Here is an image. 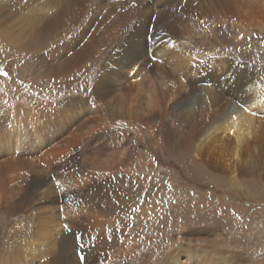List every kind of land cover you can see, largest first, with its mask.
Segmentation results:
<instances>
[{"label":"rangeland","instance_id":"obj_1","mask_svg":"<svg viewBox=\"0 0 264 264\" xmlns=\"http://www.w3.org/2000/svg\"><path fill=\"white\" fill-rule=\"evenodd\" d=\"M146 1L154 7L160 0ZM186 1H169L160 22L150 26H141L134 5L135 24L126 29L127 0H0V264H8V256L18 258L10 264H58L60 256L66 264L72 241L78 264H264V96L263 107L250 110L260 123L249 130L256 137L246 139L239 161L228 160L230 136H221L216 152L200 158L178 141L191 127L213 120L212 88L219 94L241 90L234 94L237 111L247 110L244 105L257 96L252 80L264 69V0H227L252 7L249 22L235 10L220 9V0H198L206 21L215 22L180 24L171 41L163 37L151 46L152 38L147 40L157 53L147 64L130 67L116 82L123 87H113L102 102H92L94 81L88 83V71L73 63L94 33L157 38L166 25L162 19ZM67 4L73 14L55 19ZM79 32L87 35L72 48ZM137 39L131 45L140 49ZM63 42L70 47L64 53ZM251 155L255 160L246 165ZM39 179H48L57 193L37 190L34 203L66 196L69 189L88 202L113 188L120 209L104 216L110 225L95 230L72 222L92 216L91 206L78 214L76 205L59 202L39 219L30 212L8 214L14 206L28 210L25 201ZM50 215L61 217L63 232L31 241L44 233L42 224L51 225L45 219ZM90 231L94 239H76ZM100 234L105 240L99 241ZM42 244L49 251L42 253Z\"/></svg>","mask_w":264,"mask_h":264},{"label":"bare ground","instance_id":"obj_2","mask_svg":"<svg viewBox=\"0 0 264 264\" xmlns=\"http://www.w3.org/2000/svg\"><path fill=\"white\" fill-rule=\"evenodd\" d=\"M61 1V0H60ZM145 1V2H144ZM169 1L171 0H160L158 2L155 1V6L151 7L149 3H147L146 0H127V3L124 5V10L127 12V19L125 23L126 29H131V27L135 24V11H134V5H136L139 9L138 18L141 22V26H150V24H156L158 21L160 22L159 18L161 17V14L167 9L169 6ZM186 1V0H185ZM173 2V1H172ZM198 2V0H187L186 3L181 2L182 5L180 7L171 10V12L166 15L165 21L162 19V23L166 24L164 27V30L162 33L159 34V36L156 38L153 34L154 33H94L92 36V39L88 41V44L85 43L86 47L79 49V51L76 50L74 60V66L79 65V68L86 69L88 71L87 76H85V79L88 83L90 81H94L93 85V93L92 95L95 96L94 99H92V102H102L105 101L108 97L109 92H112L113 87L117 89V87L121 86V83H116L119 80H121L124 77V73L126 71L130 70V67H135L134 65H145L148 63L151 54L157 53V50L155 49H148L147 40L149 41L151 38V46L157 42H160V40L163 37H167L171 41V39H175L177 35L179 34L177 31L178 25L183 24H190V23H202L204 22V26L206 21L209 18L203 13L200 12L195 4ZM99 3V2H98ZM101 3V2H100ZM99 3V4H100ZM103 3V2H102ZM150 3H153L150 2ZM179 4V3H178ZM102 5V4H101ZM172 5V4H171ZM198 5V4H197ZM231 5V6H230ZM104 4L101 6L103 7ZM173 6V5H172ZM98 7V6H97ZM141 7V8H140ZM170 7V6H169ZM218 7L224 11L232 12V10L237 11L238 15L241 19H243L245 22H249V17L252 12V7L246 5V6H239L238 2H232L229 3L227 0H220L218 3ZM217 7H215L216 9ZM261 8L258 7V10ZM123 10V9H122ZM170 11V10H169ZM121 13V12H120ZM123 13V12H122ZM73 14V9L71 4H67L58 14L54 15V18L57 19H63L68 18L70 15ZM123 16V15H122ZM159 16V17H158ZM210 17V16H209ZM71 18V17H70ZM164 18V16H163ZM252 18V17H251ZM45 19V18H44ZM74 18H71V20ZM124 19V18H123ZM161 19V18H160ZM218 19V17H217ZM70 20V19H69ZM70 20V21H71ZM93 20V19H91ZM118 20V18H117ZM212 20V19H211ZM224 20V19H223ZM222 20V23L224 22ZM240 20V19H239ZM83 21V18H82ZM120 21V20H119ZM214 21V20H213ZM213 21L211 23H213ZM219 21V20H218ZM217 21V23H218ZM231 21V20H230ZM251 21V20H250ZM55 22V21H54ZM81 22V21H80ZM87 22V21H86ZM118 22V21H117ZM215 22V21H214ZM58 23V22H57ZM90 23V21H89ZM221 23V24H222ZM229 23V21H227ZM231 23V22H230ZM233 23V22H232ZM62 24V23H61ZM83 24V22H82ZM215 24V23H214ZM220 24V25H221ZM224 24V23H223ZM226 24V23H225ZM87 25V24H86ZM89 25V24H88ZM87 25V26H88ZM91 25V24H90ZM194 25V24H193ZM192 25V26H193ZM196 25V24H195ZM216 25V24H215ZM219 25V24H218ZM85 26V25H84ZM111 26V24H110ZM185 26V25H184ZM190 26V25H189ZM203 26V25H202ZM226 26V25H225ZM232 26V25H229ZM82 27V26H81ZM80 27V28H81ZM158 27V26H157ZM188 27V26H187ZM195 27V26H194ZM193 27V28H194ZM201 27V26H200ZM207 27V26H206ZM191 29V27H189ZM196 28V27H195ZM199 28V27H198ZM203 28V27H202ZM209 28V27H207ZM55 29V28H54ZM65 29V28H64ZM84 29V28H83ZM89 29V28H88ZM153 29V28H152ZM185 29V28H184ZM80 30V29H79ZM207 31H210L209 29H206ZM82 31V30H81ZM84 31V30H83ZM104 31V30H103ZM117 31V30H116ZM181 31V30H180ZM179 31V32H180ZM186 31V30H185ZM213 31V30H212ZM85 32V31H84ZM75 33V31L73 32ZM60 34V33H59ZM78 39L71 44V47H77V45L83 40V34L86 33H78ZM208 34V33H207ZM63 35V34H61ZM65 35V34H64ZM69 35V34H68ZM87 35V34H86ZM69 37V36H68ZM133 37H137L138 42L136 45H141L140 49L137 47L136 49L131 45L134 40ZM63 37L61 36V39ZM74 39V38H73ZM157 39V40H156ZM68 40V38H67ZM165 40V39H164ZM84 41V40H83ZM169 41V42H170ZM185 41V40H184ZM163 42V41H162ZM161 42V43H162ZM165 42V41H164ZM187 42V41H186ZM191 42V41H189ZM64 43V44H63ZM64 45L60 50L62 53L63 51L68 50L70 47L68 46L67 42H63ZM135 44V43H134ZM156 44V45H157ZM164 44V43H162ZM161 44V45H162ZM172 44V43H171ZM84 45V46H85ZM165 46V45H164ZM163 46V47H164ZM182 46V45H180ZM155 47V46H154ZM161 47V46H159ZM170 47V46H169ZM174 47V46H173ZM172 48V47H171ZM176 48V47H175ZM191 48V47H190ZM167 49V48H166ZM185 49V48H184ZM189 49V48H188ZM70 51V50H69ZM177 51V50H176ZM180 51V50H179ZM212 52V51H211ZM161 53V52H160ZM214 56V55H213ZM158 57V56H157ZM45 58V57H44ZM187 58V57H186ZM213 59V58H212ZM234 59V58H233ZM239 59V58H237ZM214 61V60H213ZM217 61V60H216ZM224 61V60H223ZM222 61V62H223ZM230 61V60H229ZM195 62V61H194ZM234 62V61H233ZM183 63V62H181ZM229 63V62H227ZM208 64V63H207ZM210 64V62H209ZM205 65V64H204ZM236 65V64H235ZM213 67V66H212ZM237 67V66H236ZM248 67V66H247ZM263 67V66H262ZM67 68V67H66ZM201 68V67H200ZM134 69V68H133ZM196 69V68H195ZM210 69V68H209ZM254 69V68H253ZM145 70V69H144ZM208 70V69H207ZM206 70V71H207ZM242 70V69H241ZM257 76L252 80L253 82V90H255L257 96H253V98L245 104V107H248L245 111H237L233 110L235 107V98H238L234 94L238 95L237 92H242L241 90H236L235 92L230 91L231 89H226L227 93L219 94L217 91V88H212L211 90L216 92L217 95L216 100H214V103H212L210 109L214 113V118L210 122H205L203 124L193 126L191 127L190 131L188 132L183 138L179 137L178 141H180V146L183 147L184 144H187L188 147L193 151L194 154H196L197 157H202L205 154L212 155L216 152V149L219 147V142L221 140V136H230L234 140V146L231 149V152L229 153L228 160L229 161H239L240 160V151L242 149V146L246 139L250 138L251 136L255 135V133H250V129H253L256 124L259 125L260 121L258 119L255 120V115H250L251 111L253 109H257L258 107L262 106L261 98L264 96V69H257ZM81 71V70H80ZM98 71L99 77H96L94 74ZM211 71V70H210ZM227 71V70H226ZM201 72V71H200ZM235 72V71H233ZM79 73V72H77ZM83 73V72H82ZM81 73V75H82ZM150 73V72H149ZM148 73V74H149ZM144 74V73H143ZM200 74V73H199ZM198 74V75H199ZM137 75V74H136ZM197 75V76H198ZM215 75V74H214ZM201 76V75H200ZM161 77V76H160ZM240 77V76H239ZM79 78V77H78ZM106 78V82H101L102 79ZM211 78V77H210ZM213 78V77H212ZM215 78V77H214ZM80 79V78H79ZM159 79V78H158ZM195 79V78H194ZM200 81V80H199ZM198 81V83H199ZM225 80L221 81L223 83ZM229 81V79H228ZM105 82V83H104ZM204 82V81H203ZM240 82V81H239ZM116 83V84H115ZM93 84V82H92ZM109 89V91L106 89V85ZM124 84V83H123ZM122 84V85H123ZM145 84V82H144ZM221 84V83H220ZM195 85V84H194ZM228 85V84H227ZM90 86V85H88ZM244 86V85H243ZM249 86V85H248ZM123 86H121L122 88ZM91 88V87H90ZM207 88V87H206ZM118 90V89H117ZM210 90V91H211ZM252 90V89H251ZM91 91V90H90ZM244 92V91H243ZM209 93V92H208ZM84 95V94H83ZM86 95V94H85ZM91 95V96H92ZM243 95V94H242ZM247 95V94H246ZM253 95V94H252ZM92 96V97H93ZM244 96V95H243ZM213 97V96H212ZM242 98V97H241ZM263 99V98H262ZM87 101V100H86ZM185 103V102H184ZM183 103V104H184ZM102 104V103H101ZM182 104V105H183ZM262 104V105H261ZM100 105V104H99ZM209 106V105H208ZM242 106V107H244ZM263 107V106H262ZM157 108V107H156ZM241 108V107H240ZM181 109V108H180ZM207 110V109H206ZM251 110V111H250ZM259 110H262V108ZM177 111V110H176ZM205 111V110H204ZM264 111V110H263ZM206 112V111H205ZM208 112V111H207ZM176 114V113H175ZM178 114V113H177ZM211 114V113H210ZM254 114V113H253ZM256 114V113H255ZM116 117V116H114ZM198 117V116H197ZM191 118V117H190ZM177 121V119H176ZM124 124V123H123ZM126 124V123H125ZM244 127H247L244 129ZM108 130V129H107ZM98 133V132H97ZM113 133V132H112ZM233 134L231 137V135ZM104 136V134H102ZM256 137V135H255ZM175 141V140H174ZM176 143V142H175ZM192 153V152H191ZM264 153L262 154L263 157ZM208 156H206L207 158ZM261 157V158H262ZM205 159V158H204ZM254 155H251V158L249 162L246 163L248 165L250 162L254 161ZM3 161V160H2ZM241 163V162H240ZM239 163V164H240ZM76 164V163H75ZM238 164V165H239ZM233 173L234 176H236L237 168H235V163H233ZM20 172V171H17ZM93 173V172H92ZM19 174V173H18ZM96 175V174H95ZM18 176V175H17ZM109 177V176H108ZM116 177L111 178V182L116 181ZM5 178V177H4ZM2 178V180L4 179ZM8 178L6 177V180ZM96 179V178H95ZM121 179V178H120ZM12 180V177L10 178ZM15 180V179H14ZM21 180V179H20ZM119 180V179H118ZM29 182V180H27ZM6 182V181H5ZM73 182V181H72ZM74 182H77L76 180ZM108 182V181H107ZM120 182V181H119ZM18 183V182H17ZM22 183V182H21ZM20 183V184H21ZM61 183V182H59ZM78 183V182H77ZM26 184V183H25ZM30 184V183H29ZM66 184V183H65ZM111 184V183H110ZM6 185V184H5ZM12 185V184H11ZM24 185V183H23ZM22 185V186H23ZM63 185V184H62ZM113 185V184H112ZM13 186V185H12ZM75 186V184H74ZM86 187V186H85ZM34 190L30 191V194L27 197V200L25 201V204L28 206V210L24 211L19 208V206H14L9 208L6 212L8 214L14 213H20L22 211L24 214L30 212L31 214H42L41 211H46L45 208L49 209H57L60 207L59 202L62 203L64 208H69L71 205H76V212L79 214V212L84 211V206H91L93 215L88 217H83V222L80 220V218L73 220V224H75V227L77 225H82L84 227L85 225H88L91 229H94V227H106L107 225H110L112 222L109 219H105V217H110L111 214L120 209L119 203H118V192L116 189L111 188L110 193L104 196H98V200L90 199L87 202L84 199V194L81 192H75L71 193L72 190H65L64 192H69L68 195L60 197L59 195L55 198L45 199L44 201L40 200L36 203H34L32 200L34 196L36 195L37 190H41L42 188H46L45 191L48 194L57 193L54 191V188L51 186V183L48 179L46 180H38L35 182V187H33ZM13 189V188H12ZM27 190V189H26ZM74 190V189H73ZM76 190V189H75ZM3 191V190H2ZM22 192V190L20 191ZM24 192V191H23ZM102 192V191H101ZM104 193V192H103ZM65 194V193H64ZM62 196V195H61ZM32 198V200L30 199ZM102 203H107L105 208L101 207ZM88 204V205H86ZM83 206V207H82ZM121 207V205H120ZM115 214V213H114ZM81 215V214H80ZM97 215L100 216V218L97 217ZM62 216V215H61ZM19 217V216H18ZM63 218V217H62ZM2 219V218H1ZM46 222H50V226L47 228H44L45 224H42V229L44 230V233L36 237L34 240L31 241H45V239H50L51 235L50 233H58L57 235H60L64 228L60 230L61 227L64 225L61 224L63 220L60 216H53L50 215L49 217H45ZM86 220V221H85ZM43 221V220H42ZM44 222V221H43ZM40 222L39 224H41ZM68 223V222H67ZM70 223V222H69ZM71 224V223H70ZM72 224V225H73ZM71 226V225H70ZM82 229V228H81ZM38 230H41V227H38ZM68 231V230H67ZM100 233V232H99ZM65 233H63L64 235ZM67 235V234H66ZM99 235V234H98ZM53 236V235H52ZM68 236V235H67ZM61 237V236H60ZM78 237H82L80 240L84 239H91L95 238V232H85L83 235H78ZM101 237V234H100ZM45 238V239H44ZM65 238V237H64ZM63 238V240H64ZM104 237L102 236L99 241H101ZM44 239V240H43ZM53 243H56V239H53ZM105 240V238H104ZM85 241V240H84ZM51 242V241H50ZM93 242V241H92ZM47 243V242H46ZM75 242L72 241L70 244V248L72 249V253L70 257L66 260V264H78V258L73 257L75 255L74 250ZM80 244V243H79ZM62 245V244H61ZM98 245V244H95ZM54 246V245H53ZM91 247V245L89 244ZM49 247V246H48ZM65 248V247H64ZM85 248V247H83ZM89 248V247H88ZM87 248V250H89ZM68 250V248H66ZM65 249V251H67ZM167 249V248H166ZM93 251V249H91ZM49 251L47 248H45L42 244V253H45ZM52 251V250H51ZM91 252V251H90ZM157 252V251H156ZM155 252V254H156ZM162 252V251H161ZM200 252V251H199ZM53 253V252H51ZM111 253V252H110ZM24 254V253H23ZM141 254V253H140ZM164 254V253H163ZM48 255V254H47ZM51 255V254H50ZM148 255V254H147ZM136 256V255H135ZM47 257V256H46ZM139 257V256H138ZM151 257V256H150ZM8 264H10L13 261H16L18 258H11L8 256ZM59 258V257H58ZM57 258V259H58ZM145 258V257H144ZM160 258V257H159ZM173 258V257H172ZM48 260V259H47ZM50 260V259H49ZM69 260V261H68ZM131 260V259H130ZM140 260V259H139ZM173 260V259H171ZM178 260V259H177ZM65 260L60 259L58 261V264L63 262ZM162 261V260H161ZM23 263V261H20ZM140 262V261H139ZM163 262V261H162ZM147 263V262H146ZM153 263V262H152ZM164 263V262H163ZM20 264V263H18ZM134 264V263H133ZM144 264V263H143ZM160 264V263H159ZM174 264V263H173Z\"/></svg>","mask_w":264,"mask_h":264},{"label":"snow or ice","instance_id":"obj_3","mask_svg":"<svg viewBox=\"0 0 264 264\" xmlns=\"http://www.w3.org/2000/svg\"><path fill=\"white\" fill-rule=\"evenodd\" d=\"M2 74L5 75V76L8 75V73H6V72L5 73H2ZM65 228L67 229V225H65ZM76 239L77 240H80V239H82V237H77ZM78 247L80 249H82L84 247V245L81 243V244L78 245ZM79 259L83 262L85 260V256L81 253V254H79Z\"/></svg>","mask_w":264,"mask_h":264}]
</instances>
